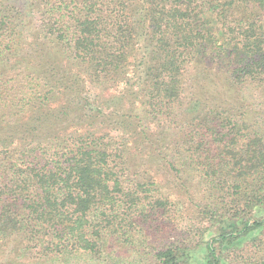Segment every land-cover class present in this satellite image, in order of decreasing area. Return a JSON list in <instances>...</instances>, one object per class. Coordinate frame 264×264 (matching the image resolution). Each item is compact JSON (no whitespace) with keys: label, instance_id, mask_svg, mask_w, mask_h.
<instances>
[{"label":"trees","instance_id":"1","mask_svg":"<svg viewBox=\"0 0 264 264\" xmlns=\"http://www.w3.org/2000/svg\"><path fill=\"white\" fill-rule=\"evenodd\" d=\"M262 90L264 0H0V264L102 255L185 195L218 231L155 264H226L264 233Z\"/></svg>","mask_w":264,"mask_h":264},{"label":"rangeland","instance_id":"2","mask_svg":"<svg viewBox=\"0 0 264 264\" xmlns=\"http://www.w3.org/2000/svg\"><path fill=\"white\" fill-rule=\"evenodd\" d=\"M262 92L264 93V90ZM166 125L167 123L164 124L165 130H167ZM158 131L162 132L161 129ZM152 173L158 178L157 185L161 188L160 191L163 192V195L168 194L171 199L177 195L176 186L171 188L172 185H177L175 177H169L175 182L167 183L166 180H162L160 173L157 175ZM159 178L161 179L159 180ZM194 190L197 194V190L195 188ZM184 198L185 204H182V207H176L178 210H170L168 213L167 209H164L163 213L162 211L142 214H139L138 211L133 214L122 213L121 227L118 230L110 228L111 236L105 244L109 249L103 251L102 255L90 256L77 252V254L66 255L68 258L66 261L56 258L50 259L47 264H155L154 249L170 244H177L181 248H183L181 244H185L194 250L193 253L204 255L205 250H200L198 247L209 240V233L205 235V229L211 231L210 234L217 232L219 218L211 219L208 215L199 214V208L195 205L197 200L190 203V201L187 202L189 198L186 195ZM188 204L191 207H188ZM203 228L204 232L201 237ZM253 234L252 237L245 238L238 249H232L235 247L230 245L222 247L227 259L226 264H264L262 261L264 257L261 255L264 253V248L260 250L252 242L255 235L259 237L263 235L264 239V233L254 232ZM200 262H202L201 259L195 261V264H201Z\"/></svg>","mask_w":264,"mask_h":264}]
</instances>
